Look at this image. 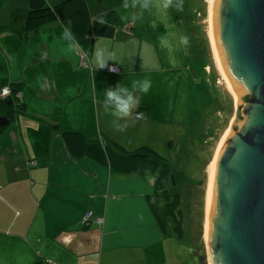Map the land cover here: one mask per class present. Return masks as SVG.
I'll use <instances>...</instances> for the list:
<instances>
[{"label": "crops", "instance_id": "0c3cea01", "mask_svg": "<svg viewBox=\"0 0 264 264\" xmlns=\"http://www.w3.org/2000/svg\"><path fill=\"white\" fill-rule=\"evenodd\" d=\"M86 1L93 18L108 9L116 14L114 36L95 38L89 51L72 34L65 39L60 22L24 34L28 0H0V91L16 89L24 105L11 119L0 108L10 121L0 129V264H198L190 244L158 226L146 200L154 191L151 175L114 172L87 156L73 157L61 137L78 131L130 151L149 146L165 154L166 142L176 136L168 93L173 70L157 66L171 60L174 46L158 52L143 21L131 23L135 6ZM98 47L115 57L104 68L93 61ZM144 79L151 81L149 91L134 90L133 82ZM119 87L138 102L128 117H115V108L104 104L105 91ZM88 210L102 222L83 225Z\"/></svg>", "mask_w": 264, "mask_h": 264}, {"label": "water", "instance_id": "95a60500", "mask_svg": "<svg viewBox=\"0 0 264 264\" xmlns=\"http://www.w3.org/2000/svg\"><path fill=\"white\" fill-rule=\"evenodd\" d=\"M209 10L217 64L236 96L212 163L210 263L264 264V0H210ZM9 122L0 115V129Z\"/></svg>", "mask_w": 264, "mask_h": 264}, {"label": "rangeland", "instance_id": "374dc122", "mask_svg": "<svg viewBox=\"0 0 264 264\" xmlns=\"http://www.w3.org/2000/svg\"><path fill=\"white\" fill-rule=\"evenodd\" d=\"M115 5L135 6L130 15L131 23L143 21L145 33H149L159 46L173 45L171 60L163 58L157 65L163 70H173L175 82L168 90L177 115L172 130L176 136L166 142L165 154L171 166L175 185L172 190L181 195L184 215V240L191 245L202 263L208 260L205 237L206 186L208 168L215 148L228 132L235 116L236 98L228 91L213 58L208 31L209 0H182V8L163 9V0H151L152 6L144 8L148 0H111ZM176 0H174V3ZM122 21H127L121 15ZM180 36L188 43L181 45ZM160 40V41H159ZM187 52V58L180 57ZM187 97V99H186ZM163 106H169L163 94ZM165 116V115H162ZM196 259V258H195ZM199 262V263H200ZM198 263V264H199Z\"/></svg>", "mask_w": 264, "mask_h": 264}, {"label": "trees", "instance_id": "16d2710c", "mask_svg": "<svg viewBox=\"0 0 264 264\" xmlns=\"http://www.w3.org/2000/svg\"><path fill=\"white\" fill-rule=\"evenodd\" d=\"M116 14L108 9L97 18L90 14L86 0H60L50 5L46 0H28L23 33L60 22L70 29L77 44L89 51L95 38H111L115 33ZM12 94V95H11ZM17 91L11 88L8 95L11 104L0 99V108L8 118L24 112ZM61 137L73 157L87 156L114 172L151 175L154 191L146 196L148 205L161 231L178 239L184 238V215L181 209V195L172 190L175 178L166 158L149 146L127 150L115 141L87 138L78 131H62Z\"/></svg>", "mask_w": 264, "mask_h": 264}, {"label": "clouds", "instance_id": "9594fccd", "mask_svg": "<svg viewBox=\"0 0 264 264\" xmlns=\"http://www.w3.org/2000/svg\"><path fill=\"white\" fill-rule=\"evenodd\" d=\"M151 0L143 4L144 8L151 7ZM175 7L177 10L182 8V0H163L161 7L163 9H168L169 7ZM127 7V5H125ZM64 38L69 39L71 36L70 29L66 28L64 33ZM179 43L181 45H186L188 43V38L186 36H180ZM111 54L106 56L105 50L101 48H97L94 53V64H96L99 68H104L106 66V59H114ZM141 93H147L151 88V81L148 79H144L143 81L133 82V89H137ZM7 94V90H5V95ZM105 105H111L115 108V111L112 113L115 117H128L131 115L132 109L138 106L137 100L134 98L133 92L129 91V89L124 87H119L118 89L109 88L105 91ZM124 126L121 127L123 130Z\"/></svg>", "mask_w": 264, "mask_h": 264}, {"label": "bare ground", "instance_id": "6f19581e", "mask_svg": "<svg viewBox=\"0 0 264 264\" xmlns=\"http://www.w3.org/2000/svg\"><path fill=\"white\" fill-rule=\"evenodd\" d=\"M209 5H210V0H209ZM209 5H208V31H209V40H210V44H211V49H212V54H213V58L215 60V64L219 70V67H218V64H217V60H216V56H215V53H214V49H213V45H212V41H211V36H210V29H209V17H210V10H209ZM220 72V70H219ZM221 74V73H220ZM222 76V75H221ZM223 78V77H222ZM226 83V82H225ZM226 86H227V89L228 91L236 98L235 96V93L231 90V88L227 85L226 83ZM224 138V136H222V138L219 140L216 148H215V151H214V154H213V157H212V161L210 163V166L208 168V177H207V186H206V212H205V237H206V244H207V252H208V260L210 261V257H209V249H208V233H207V197H208V189H209V183H210V177H211V173H212V170H213V160H214V157H215V154L217 152V150L219 149V146L221 144V141L222 139ZM211 264V263H210Z\"/></svg>", "mask_w": 264, "mask_h": 264}, {"label": "built area", "instance_id": "2783aa9c", "mask_svg": "<svg viewBox=\"0 0 264 264\" xmlns=\"http://www.w3.org/2000/svg\"><path fill=\"white\" fill-rule=\"evenodd\" d=\"M81 59H82V64H83V65H86V60H87V59H86V54H85L84 52L81 53ZM108 69H109L110 71H115V70H116V68H115L114 66H112V65H109V66H108ZM5 90H7V94H6V95H5ZM10 93H11V89H10L9 87H4V88H2L1 91H0V95H1V96H7V95H9ZM16 96H19V94L17 93ZM138 115H140V113H138ZM32 163H33V162H32ZM90 220H95V221H97L98 223H101V222H102V217H100V216H98V215H95V214L93 213L92 210H88V211L85 213V215L83 216V218H82V224L85 225V224H87L88 221H90Z\"/></svg>", "mask_w": 264, "mask_h": 264}]
</instances>
